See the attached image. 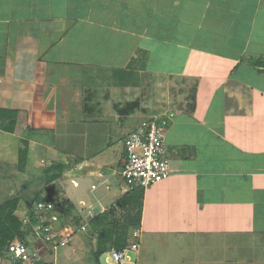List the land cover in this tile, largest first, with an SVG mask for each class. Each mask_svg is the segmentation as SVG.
Returning a JSON list of instances; mask_svg holds the SVG:
<instances>
[{"label": "crops", "instance_id": "1", "mask_svg": "<svg viewBox=\"0 0 264 264\" xmlns=\"http://www.w3.org/2000/svg\"><path fill=\"white\" fill-rule=\"evenodd\" d=\"M151 48L167 65L139 72L155 69L170 88L158 108L175 113L165 138L172 173L129 192L119 173L122 129L135 112L120 121L123 102L106 86L121 84L126 70L134 76V59ZM195 85V108L185 109ZM150 98L144 116L158 114ZM175 101L184 106L172 108ZM0 108L19 110L16 130L33 132L32 171L38 161L81 160L76 170L86 171L72 178L79 186L60 189L88 227L122 212L129 233L191 237L189 255L200 262L190 264H264V0H0ZM43 150L51 157L39 158ZM127 192L124 209L117 202Z\"/></svg>", "mask_w": 264, "mask_h": 264}, {"label": "rangeland", "instance_id": "2", "mask_svg": "<svg viewBox=\"0 0 264 264\" xmlns=\"http://www.w3.org/2000/svg\"><path fill=\"white\" fill-rule=\"evenodd\" d=\"M162 61V62H161ZM146 65V66H145ZM166 63H163V59L161 60V57H157L156 53L152 51V48L149 52H139L138 56L134 59V62L131 64V68L136 67V74L133 73L132 75H128L127 70L124 71V75L121 74V77L118 78L120 80L122 78L123 82L118 85V83L111 82L109 86H106L105 83L101 86H106L109 89V93H112L111 100L112 101H122L123 103H126V101H132L142 95V90L149 91V96H151L149 102H146V105H148L150 108H152L154 112L158 114H164L161 113V110L159 107V102L163 101L162 95L167 96L170 90V88H162L161 86L165 83L163 82V77L160 73L155 71V69L152 68V71L154 73H149L147 75L144 73L139 72V66L140 68L143 67V69L146 70L148 67H154L157 69V67H161L162 69L166 66ZM146 67V68H145ZM128 68V69H131ZM131 69V71H132ZM149 69V68H148ZM96 76V75H95ZM149 76V77H148ZM97 79L94 78V80L90 81V85H97ZM100 82V81H99ZM121 85V86H120ZM166 85V84H165ZM171 86V83H170ZM161 87V88H160ZM107 88L99 89L98 93L99 96L106 92ZM165 89V90H164ZM164 92V93H163ZM168 92V93H166ZM100 96L103 100L104 96ZM108 100V99H107ZM110 100V101H111ZM109 101V100H108ZM94 98H90V105L93 107ZM111 103V102H109ZM109 107V110H114L113 104H107ZM115 111V110H114ZM112 115L115 114L114 118H117V114L113 111H109ZM149 116H144L141 109H138L132 116H130V119L128 122H126V127L123 128V132L128 135L129 131L131 132L133 128L130 130L131 127H134V124H136V127L143 123L144 121L148 120ZM174 119V118H173ZM114 127L118 128V121L114 120ZM170 124L166 127V132L169 129ZM119 129V128H118ZM27 131V129H24ZM29 132H19V130L15 133H9V132H0V147H1V157H0V202L7 201L8 198H12L14 196L20 197V202L16 209V214L20 217H23L25 213L28 210V204L23 197L24 195L27 198H33L43 196V195H51L54 202L57 203V201L63 200L66 198L65 194H62V190L65 189L67 191L68 185H74L76 187L79 186L80 182L78 181H72V178L74 176H77L80 172L82 173L83 170L86 171V167L83 169L76 170L77 167L80 166L81 160H78L77 158H71L69 159L70 163L65 161V165L67 166L64 171L66 174H70L69 178L65 183H50L46 180V169L47 165L45 162H37V166H39V171L33 170L32 172H23L19 169V161H20V152L25 149L28 150V164H30V141L27 144L24 140V137L29 136ZM51 133V132H50ZM18 136H17V135ZM28 134V135H27ZM15 135V136H14ZM48 136V134H46ZM46 135H40L38 136V139H40L42 136ZM122 134H117L114 132L113 139H116V137ZM125 135V136H126ZM51 138L54 137V135L51 133L49 134ZM30 137V136H29ZM28 139V138H27ZM43 141H45L46 137L43 138ZM124 146L125 141L123 140ZM33 150V149H32ZM26 151V150H25ZM51 152H58L51 150ZM33 155L35 153H32ZM55 154V153H54ZM59 157H62V155L57 154ZM50 158L51 153L49 150H43V152L38 156L40 158ZM67 159V158H66ZM65 160V159H63ZM54 161H51L49 164H53ZM57 163V162H56ZM79 164V165H78ZM74 165V166H73ZM70 166H73V168ZM45 169V170H43ZM63 171V172H64ZM39 174V175H38ZM38 177L42 178L41 181H34V178ZM42 175V176H41ZM121 177V176H120ZM121 179H123L121 177ZM34 182H33V181ZM94 178H91V180H88L89 182L86 183V185L90 186V183H92ZM60 186L63 189H60ZM23 197V198H22ZM70 200V199H69ZM79 201V200H78ZM75 201L74 202H78ZM70 202L73 204V208L70 211L71 213L68 214L66 218L71 220L72 222V228L75 229V234L73 236L71 244H67L60 248L55 254H49L46 256V258L50 259L55 264H96L95 257L93 255V251L97 247V238L98 236L93 234L92 228L89 229L87 221H85L83 215L80 214L77 207L74 205V203L70 200ZM82 205L86 206V202H81ZM137 204V203H136ZM88 208L90 206H87ZM86 208V209H88ZM100 211V206L96 205L94 208H92L91 212L98 213ZM119 212V211H118ZM120 216L123 215V213L119 212L117 213ZM88 215V214H87ZM118 215V216H119ZM90 216V215H89ZM68 221V220H67ZM68 221V222H69ZM84 222V223H83ZM86 222V223H85ZM82 226L84 228H82ZM139 228V227H137ZM148 228V227H146ZM205 229V228H204ZM86 230V231H85ZM136 230V229H135ZM134 231V230H133ZM147 231V230H146ZM144 232V231H143ZM197 235V234H196ZM128 237V247L132 244H139V249L128 250V255L133 262V264H190V262L196 260L198 263L200 262L199 258H193L189 254H191V251L188 249L189 244L191 243V237L188 236L186 240H183V235L181 238H178L173 233H169L166 237L159 236V235H152V234H146L142 233L141 236L134 237V235L130 232H127L126 238ZM100 239V237H99ZM141 244V246H140ZM116 246L110 245L109 249H112ZM186 246V247H185ZM108 249V250H109ZM106 257L107 254L104 253L100 257V262L102 264L106 263ZM6 259L1 256L0 257V264H5Z\"/></svg>", "mask_w": 264, "mask_h": 264}, {"label": "built area", "instance_id": "3", "mask_svg": "<svg viewBox=\"0 0 264 264\" xmlns=\"http://www.w3.org/2000/svg\"><path fill=\"white\" fill-rule=\"evenodd\" d=\"M174 116L173 111L151 115L127 135L126 157L119 173L129 191H145L171 175L165 130ZM35 215L32 243L29 245L18 239L10 242L5 264H55L46 256L71 244L75 229L72 228V221L66 218L68 215H63L57 203L39 202ZM28 220L26 218L25 222ZM133 235L140 236L139 230ZM129 249L137 250L139 244H132L124 249H110L106 252L105 264H133L128 255Z\"/></svg>", "mask_w": 264, "mask_h": 264}, {"label": "trees", "instance_id": "4", "mask_svg": "<svg viewBox=\"0 0 264 264\" xmlns=\"http://www.w3.org/2000/svg\"><path fill=\"white\" fill-rule=\"evenodd\" d=\"M88 91V90H87ZM196 91L197 85L192 87L191 93L188 95L187 103L184 105L176 103H170L172 108L184 106L185 109L193 110L195 108L196 102ZM91 92V91H90ZM90 92L88 95H90ZM149 95V91L142 90V95L137 97L132 101H126V103H119L115 105L117 112L120 117V121H124V119L136 112L138 109H143V102L147 99ZM84 111L88 114L94 112L93 107L90 105V98L85 99L84 103ZM21 120L19 116V110L16 109H6L0 108V130L15 133L20 125ZM29 131H31L29 129ZM33 132H29L31 134ZM27 134V135H28ZM29 137V136H27ZM25 142L28 144L29 139L24 137ZM26 150V151H25ZM22 150L20 153V161H19V169L23 172H32L29 168L28 164V150ZM66 165L63 163H53L50 166H47L46 169V180L47 182L53 183L56 181L61 174L63 173ZM34 181H41L42 178L38 177L33 179ZM32 180V181H33ZM33 181V182H34ZM130 192V191H129ZM129 192H127L123 198L118 200L117 204L125 209L126 203L130 200ZM28 204V210L23 217H20L16 214L17 206L20 202V197L14 196L12 198H8L7 201L0 202V257L3 256L7 259V246L10 242L18 239L22 240L27 244L32 243V234H33V222L35 220V208L39 202H54L55 200L51 195H43L33 198H27L25 195L23 196ZM22 197V198H23ZM58 208L61 210L63 215H68L71 212V208H73V204L70 202L68 198H64L63 200L57 201ZM69 216V215H68ZM123 217V220H122ZM118 221L115 217H110L109 213L106 212L104 214H99L94 217L89 223V229L92 228L94 231L93 234L97 235V247L93 251V255L96 260V264H102L100 262V257L109 251V246L116 244L114 248L116 249H124L128 245V237L126 238V234L129 231V227L127 224V214L124 213ZM29 218L28 221L25 222V219ZM117 220V221H116ZM100 237V239H99ZM109 249V250H108Z\"/></svg>", "mask_w": 264, "mask_h": 264}]
</instances>
